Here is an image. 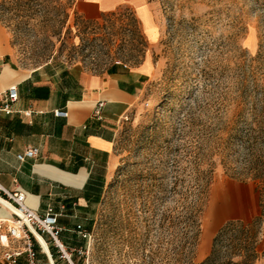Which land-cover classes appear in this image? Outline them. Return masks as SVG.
Wrapping results in <instances>:
<instances>
[{"label": "rangeland", "instance_id": "rangeland-1", "mask_svg": "<svg viewBox=\"0 0 264 264\" xmlns=\"http://www.w3.org/2000/svg\"><path fill=\"white\" fill-rule=\"evenodd\" d=\"M147 1L149 29L131 6L91 20L77 0H0L21 68L153 66L122 119L101 195L78 206L89 237L76 264H173L210 181L197 244L183 254L201 262L223 226L250 222L264 201V0ZM257 233L264 264V218ZM21 244L0 229V264Z\"/></svg>", "mask_w": 264, "mask_h": 264}, {"label": "crops", "instance_id": "crops-1", "mask_svg": "<svg viewBox=\"0 0 264 264\" xmlns=\"http://www.w3.org/2000/svg\"><path fill=\"white\" fill-rule=\"evenodd\" d=\"M77 6L91 20L131 6L145 29L154 26L153 6L147 0H77ZM9 56L8 34L0 25V102L12 85L19 90L14 111H0V186L24 192L27 206L39 213L53 205L63 241L77 247L83 230L78 206L88 208L101 195L122 119L139 102L153 66L144 61L105 72L52 65L27 70ZM99 102L104 105L97 116ZM57 109L68 115L57 116ZM32 146L39 154L19 160L17 155ZM8 213L0 205V219ZM41 242L35 243L41 264H68L48 236ZM18 264H27L25 255Z\"/></svg>", "mask_w": 264, "mask_h": 264}, {"label": "built area", "instance_id": "built-area-1", "mask_svg": "<svg viewBox=\"0 0 264 264\" xmlns=\"http://www.w3.org/2000/svg\"><path fill=\"white\" fill-rule=\"evenodd\" d=\"M19 99V90L16 85H12L0 102V111L10 114L14 111V104ZM104 103L99 102L95 114L99 116ZM29 114V112H26ZM57 116L68 115L64 109L55 110ZM38 147H28L25 151L17 155L18 159L24 161L39 154ZM0 190L6 194V199L15 207L12 213V221L0 219V229L6 228L10 237L22 243L21 245L10 248L4 253L5 264H18L20 258L25 255L27 264H41L38 252L35 247L36 242H41L39 235L43 238L48 236L61 259H65L68 264H76L73 260V252L82 254V248L68 247L62 239L63 227L59 223V213L53 205H48L44 213L30 208L26 204V194L22 191H7L0 186ZM80 236L84 239L89 234L81 230Z\"/></svg>", "mask_w": 264, "mask_h": 264}, {"label": "trees", "instance_id": "trees-1", "mask_svg": "<svg viewBox=\"0 0 264 264\" xmlns=\"http://www.w3.org/2000/svg\"><path fill=\"white\" fill-rule=\"evenodd\" d=\"M210 184L208 181L202 186L188 209L184 244L182 248L176 249L173 264H255L258 259L257 232L264 218V201L261 203L259 215L250 222L232 221L223 226L214 236L211 251L203 261L196 262L193 256H183L187 246L193 249L197 244Z\"/></svg>", "mask_w": 264, "mask_h": 264}, {"label": "bare ground", "instance_id": "bare-ground-1", "mask_svg": "<svg viewBox=\"0 0 264 264\" xmlns=\"http://www.w3.org/2000/svg\"><path fill=\"white\" fill-rule=\"evenodd\" d=\"M0 203L5 207V209H7V211L9 212L7 216H5L4 218L2 219H6V220H10L12 221V218H11V214L13 213V211H15V207L7 200L5 199L4 197H2L0 195ZM9 218V219H7ZM40 241L41 239H43L40 235L38 236ZM44 242V241H43ZM42 243V242H41ZM45 244V242H44ZM46 245V244H45Z\"/></svg>", "mask_w": 264, "mask_h": 264}]
</instances>
